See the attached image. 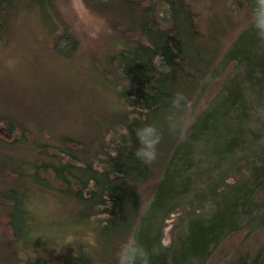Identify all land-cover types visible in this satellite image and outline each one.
I'll use <instances>...</instances> for the list:
<instances>
[{
    "label": "trees",
    "instance_id": "trees-1",
    "mask_svg": "<svg viewBox=\"0 0 264 264\" xmlns=\"http://www.w3.org/2000/svg\"><path fill=\"white\" fill-rule=\"evenodd\" d=\"M222 1L225 11L235 10V17L247 20L228 46L224 38L233 17L213 12L204 30L192 0H85L112 29L111 46L102 56L105 65L97 71L108 75L119 105L100 104L99 112L88 111L86 132L75 125L54 132L41 121L30 122L26 112L0 118V146L14 148V156L2 155L8 165L0 181L13 171L14 181L0 190V201L9 221L14 206L16 236L30 239L36 217L27 202L50 193L70 215L66 221L96 232L93 250L99 257L75 239L65 264H116L120 246L133 236L152 253L151 264H208L242 224L264 223V41L250 23L255 0ZM55 2L0 0V42L9 38L13 18L34 9L58 29L49 16ZM57 40L54 47L65 57L77 53L79 40L67 24ZM209 85L219 86L194 114L193 105ZM176 92L190 103L184 131L172 134L166 120ZM146 123L163 133L151 165L134 156L135 130ZM236 171L246 176L228 184ZM178 211L186 214L185 222L175 240L165 244L161 222ZM10 249L16 264L18 249ZM26 258L24 264H49L41 257ZM224 264H264V247Z\"/></svg>",
    "mask_w": 264,
    "mask_h": 264
},
{
    "label": "rangeland",
    "instance_id": "rangeland-1",
    "mask_svg": "<svg viewBox=\"0 0 264 264\" xmlns=\"http://www.w3.org/2000/svg\"><path fill=\"white\" fill-rule=\"evenodd\" d=\"M55 1V11L52 10L53 13L49 16L50 21L58 26V29L53 30L44 19L41 10L34 9L22 12L13 18L9 38L3 43L0 42V118L10 116L14 119V113L23 115L26 112L30 115L28 116L30 122L41 121L49 126L51 131L63 132L61 129L64 127L75 125L79 130L82 129L81 132H86L88 111L99 112L100 104L119 105L108 75L104 77L100 74L103 77L101 80L97 71L99 66L105 65L102 56L105 49L111 46L112 29L104 16L90 9L85 0ZM192 2L203 16L204 30L213 12H228L233 17L234 23L228 36L224 38L226 46L230 45L244 27L243 18L235 17V10L225 11L222 0H192ZM63 23L69 26L79 40V49L70 58L59 53L54 47L57 46L56 41L62 33ZM62 41L59 44H63ZM9 60L15 62L11 67L7 64ZM232 69L233 64L230 63L226 71L230 73ZM226 76L225 73L222 74L217 84L220 85ZM219 85L215 87L209 85V88L201 94L197 104L193 105L194 114H197L212 98ZM262 117L263 113L261 119ZM2 126L4 125L0 122V136L3 131ZM261 136L260 144L264 145V134ZM3 138L9 137L3 136ZM11 154L14 156V148L7 151L0 146V171L6 169L8 165V161L2 155L7 157ZM244 176H246L245 171L231 173L227 183H236L244 179ZM13 181L14 171L8 174V177L3 176L0 190L5 189L7 184ZM33 188L37 193L40 191L38 187ZM58 201L60 199L50 193L48 197H37L27 202L32 217H36L32 220L35 221L36 227L31 228L27 236L29 240L14 234V206L9 207L13 216L9 221L8 214L5 213L6 208L0 201V264H14L11 261L14 258V249H10L14 246L24 256L41 257L49 264H65L64 261L71 257L73 252L71 242L75 239H81L92 255L99 257L93 250L96 243V232L93 227L84 229L74 222L66 221L65 219L70 215L67 211L59 209ZM203 210L207 212L208 208ZM185 215L182 211H178L161 222L165 244L175 240L183 227ZM37 236L52 238L49 241L34 242L33 239ZM262 247H264V223L258 225L244 223L237 234L223 240L208 264H224L240 253L254 254ZM17 256L18 254L15 255ZM23 262L18 256L16 264H24Z\"/></svg>",
    "mask_w": 264,
    "mask_h": 264
},
{
    "label": "clouds",
    "instance_id": "clouds-1",
    "mask_svg": "<svg viewBox=\"0 0 264 264\" xmlns=\"http://www.w3.org/2000/svg\"><path fill=\"white\" fill-rule=\"evenodd\" d=\"M251 27L256 31L257 37L264 41V0H255L251 10ZM13 60L7 61L8 66L14 65ZM190 101L183 92H176L171 98L173 114L166 120L167 130L172 134L181 133L186 126V110ZM128 135L127 128L123 130ZM138 147L134 156L145 165H151L158 159V146L163 139L162 130L156 124H144L135 130ZM151 255L147 248L136 237H129L120 246L117 252L116 264H151ZM22 261H26L24 254L18 253Z\"/></svg>",
    "mask_w": 264,
    "mask_h": 264
}]
</instances>
